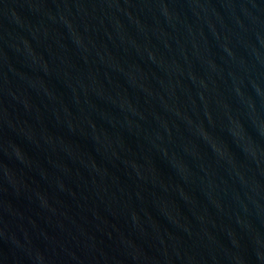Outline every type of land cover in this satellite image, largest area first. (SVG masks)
I'll return each mask as SVG.
<instances>
[{
  "label": "water",
  "instance_id": "1",
  "mask_svg": "<svg viewBox=\"0 0 264 264\" xmlns=\"http://www.w3.org/2000/svg\"><path fill=\"white\" fill-rule=\"evenodd\" d=\"M0 264H264V0H0Z\"/></svg>",
  "mask_w": 264,
  "mask_h": 264
}]
</instances>
